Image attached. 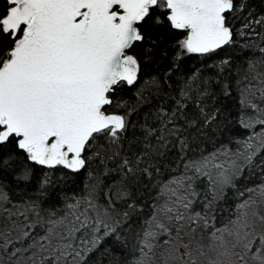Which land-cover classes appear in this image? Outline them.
Returning <instances> with one entry per match:
<instances>
[{"label":"snow or ice","instance_id":"obj_1","mask_svg":"<svg viewBox=\"0 0 264 264\" xmlns=\"http://www.w3.org/2000/svg\"><path fill=\"white\" fill-rule=\"evenodd\" d=\"M0 213V264H264V0H0Z\"/></svg>","mask_w":264,"mask_h":264},{"label":"trees","instance_id":"obj_2","mask_svg":"<svg viewBox=\"0 0 264 264\" xmlns=\"http://www.w3.org/2000/svg\"><path fill=\"white\" fill-rule=\"evenodd\" d=\"M257 4H259V0H257ZM162 31L167 32L168 30L165 28ZM140 46L141 45H137L136 48L132 49V51H134V52L137 51ZM256 54L258 55L259 53H256ZM244 55L245 56L249 55V52L246 51L244 53ZM121 91H123L124 95H126L130 100H135V96L133 95L134 89L132 87H125L123 90L117 89L116 92L113 94L114 98H115V96L120 95ZM229 104L234 106L233 114L236 115L235 109L239 108V98L237 95H235V93H234V98L229 100ZM147 109H148V105H142L141 106L142 112L147 111ZM236 131L246 134L245 130L241 129L239 125L236 126ZM224 142H225L224 140H221L219 143H224ZM219 143L216 145V147H219ZM206 147H207L208 151H212L213 146L211 144H208ZM176 174L177 173H175V172L165 173V175L162 178L167 179L169 175H176ZM6 179L8 180L9 185H13L11 176H8ZM83 181H84V172H81L79 174V176L75 178L74 182L68 185L67 190L70 192L71 191H79V189L83 186ZM258 182H259L258 180H250L249 181V183H258ZM240 183H243V181H240ZM245 187H247V185H245ZM7 191L9 193L12 201H19L22 199L21 194L17 190H15L14 185L8 187ZM200 194L204 195V193H202V192H200ZM153 195H154V193H153ZM245 195H247V193H245ZM60 203H61L60 197L55 196V194H53L52 197H50L44 201L45 206H48V205L55 206V205L60 204ZM146 203L150 205L151 201L149 200ZM195 204H196V207L199 208V207H201L203 202L196 201ZM235 204H236V198H235L234 194L231 192V190H229V193H228L225 200L217 201L218 206L215 208L216 224H221L224 222V218L230 217L231 209L234 208ZM145 212L150 214L148 212L147 208H145Z\"/></svg>","mask_w":264,"mask_h":264},{"label":"rangeland","instance_id":"obj_3","mask_svg":"<svg viewBox=\"0 0 264 264\" xmlns=\"http://www.w3.org/2000/svg\"><path fill=\"white\" fill-rule=\"evenodd\" d=\"M206 182H207V177H201L199 179V181L197 182L196 184V187L199 188V189H204L205 188V185H206ZM202 193H204L203 191H201ZM201 195V194H200ZM203 195V194H202ZM209 199H211V195H209L208 197ZM9 207H11V204L8 205ZM197 208V207H196ZM203 208V204L201 205V207L197 208V209H202ZM13 220H16L17 223L19 224H23L24 223V220H23V217H16V216H13L12 217ZM6 222V215L5 214H2L0 213V228H2L4 226ZM217 227L220 226V224H216Z\"/></svg>","mask_w":264,"mask_h":264}]
</instances>
